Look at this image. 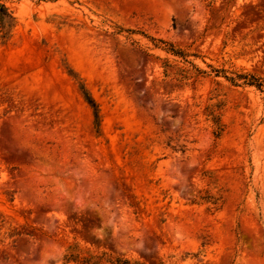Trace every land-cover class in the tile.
<instances>
[{
	"label": "rangeland",
	"instance_id": "rangeland-1",
	"mask_svg": "<svg viewBox=\"0 0 264 264\" xmlns=\"http://www.w3.org/2000/svg\"><path fill=\"white\" fill-rule=\"evenodd\" d=\"M239 74L264 84V0H0V264H264Z\"/></svg>",
	"mask_w": 264,
	"mask_h": 264
},
{
	"label": "trees",
	"instance_id": "trees-1",
	"mask_svg": "<svg viewBox=\"0 0 264 264\" xmlns=\"http://www.w3.org/2000/svg\"><path fill=\"white\" fill-rule=\"evenodd\" d=\"M163 43H167V47L165 48L167 51L172 52L173 54L176 55H181V56H186L185 52L181 49H178L175 47L174 44L166 42L164 40H161ZM239 78H243L245 79V83L250 84V85H255L259 88H262L264 86V84L262 82H260L255 76L253 75H248V74H239L238 76ZM231 81L236 82V78L231 77L229 78ZM82 91L84 93L85 99L87 100V102L91 105V107L94 109V113H95V122L96 125L99 126L100 125V115H99V107L97 102L95 101V99L92 97V95L88 92V90L82 86ZM211 115L213 117V120L216 124V133L220 134V132L223 130V124L221 122V116L219 114L216 113V110L212 109L211 110ZM79 254H75V256H73V259H78ZM90 258H94V256L92 257H85L84 261L86 260V262H90ZM128 263H130L128 261Z\"/></svg>",
	"mask_w": 264,
	"mask_h": 264
}]
</instances>
